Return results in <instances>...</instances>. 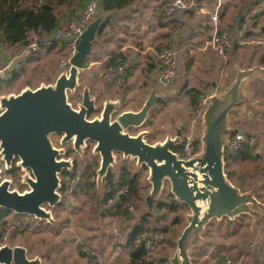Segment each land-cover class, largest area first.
<instances>
[{
	"label": "water",
	"instance_id": "1",
	"mask_svg": "<svg viewBox=\"0 0 264 264\" xmlns=\"http://www.w3.org/2000/svg\"><path fill=\"white\" fill-rule=\"evenodd\" d=\"M104 24V18L98 17L89 25L77 44L70 68L62 71L54 83L0 96L1 161L9 172L19 159L17 168L28 172L24 178L28 190L20 193L11 189L12 180H2L0 167V211L56 225L53 210L64 202L61 175L73 170L72 158L59 159L66 156V148L53 144V136L59 134L61 146L71 144L78 153L83 152L87 142L94 144V154L100 156L99 188L104 186L110 171L119 167L118 155H121L124 161L136 162L139 170L149 171L151 191L146 197L149 212L154 210L156 201H161L165 190H169L175 203L188 208L183 216L185 228L175 242V254L168 258L170 264H194L195 250L205 245L208 227L215 221L235 222L247 216L257 226L264 227V203L257 198L259 186L244 192L226 172V150L236 133L231 114L240 103H250L251 83L264 84V68L243 70L240 65H234V80L213 96L206 108L199 152L184 160L174 151L183 144L180 129L175 138L170 134L157 144L148 142L146 137L151 132L130 134L132 129H142L156 106L180 93V89L160 93L156 87L152 88L140 111H123L122 98L106 100L100 111L96 108L100 99H91L88 86L79 110L69 103V94L82 87L81 70ZM29 44L27 40L23 45ZM159 83L165 85V81ZM95 113L99 115L90 119ZM0 264H43V256L31 259L26 247L7 243L0 247Z\"/></svg>",
	"mask_w": 264,
	"mask_h": 264
},
{
	"label": "crops",
	"instance_id": "2",
	"mask_svg": "<svg viewBox=\"0 0 264 264\" xmlns=\"http://www.w3.org/2000/svg\"><path fill=\"white\" fill-rule=\"evenodd\" d=\"M169 1L170 0H138L122 11L109 15H105L104 13L101 14L105 16L103 18L104 22H107L106 27L102 35L97 36L93 52L84 69L81 70L82 86L90 87L91 92L95 96H100L101 100L104 102L108 100H104V95L107 92H109L112 97V94L116 95L112 100L122 98L124 106L128 105V101L132 100L131 103H129L130 107L123 111H140L149 97L150 90L154 87H156L160 93L181 90L177 95L162 100L151 112L149 120L139 132H150L148 129L150 128V126H148L150 124H148V122L152 116L160 112L168 101L181 99L183 97L185 106L180 110H191V112L188 111L187 113L191 120L189 122H191L190 130L192 133L197 130V128L193 125L194 112H192L193 108L191 107L190 99L187 95L190 90H197L204 95L220 87L219 89L221 91H219V93L223 92L234 80L235 64L240 65L243 70L253 69L257 66L264 68V64L261 62V58H264V46L237 45L235 48L228 51L225 59L222 58L224 63L231 66L230 76H225L224 74L219 76L218 70L220 66L218 63L221 62L223 65L222 59L211 51L203 50L204 45L211 38L214 31L213 25L211 24L210 13L215 10L216 0L203 3L202 6L205 8V12L176 14L171 18L166 12V6ZM246 6L245 1L222 0L219 29L221 31L230 32L236 41L246 40L250 32L263 33L260 36L264 38V16L259 17V19H257L258 17L252 19L249 15H245L248 10ZM66 20H62V22ZM31 35L35 36L34 34ZM183 44L189 47L180 59L176 83L173 86L161 85L156 80L158 79L157 76L161 68L158 61V54L164 48L175 45L181 46ZM6 54L9 53L7 52ZM119 55H123L126 59V63L123 64L125 66V72L121 82L114 83L103 79L102 73L109 67L111 60ZM199 63L204 66L203 69L198 68ZM201 73H203V75ZM6 80L8 79L1 78L0 82ZM54 80L55 79L49 81L48 84H51L50 82ZM209 87H212V89L207 91ZM250 88L253 92L250 103L242 102L235 106L231 114V122L236 131L246 132L245 134L251 138L252 143L261 142L262 147L256 150L254 155L258 156V162H262L264 161V121L260 123L258 120L259 114L256 113V110H264V84L260 82L251 83ZM134 94L138 95L139 98ZM257 98L261 100L259 109L254 105V101H256ZM241 109L245 111L243 114L239 112ZM186 124L181 128H176V133L174 135L169 133L166 137L150 144L164 142L170 134L175 138L179 129L182 132L181 139L184 142L186 136L191 134L184 135L186 132ZM238 124L240 125L238 126ZM148 137L149 136L146 137L147 140ZM199 147H201V144H199ZM235 160L231 164L227 161V166L236 164ZM132 164L135 165L131 167L128 165L119 166L117 169H112V171L119 176L121 169L127 167L134 173L141 174V171L137 168V163L134 162ZM143 169L146 170L145 168ZM227 170L228 168L226 167V172ZM146 173V184L143 185L145 188V206L140 212L135 208L136 215L132 216L133 218L131 220H127L123 217L113 215L114 212L109 211L112 202H109V204L104 207V215L96 218L94 221L95 224H92L90 221L87 225L85 220L82 229L79 231L75 229L78 238L74 235H68L67 238L62 240L61 245H59L60 247L56 245L51 246V264H132L131 235L133 234L134 228L142 215L147 213L154 214L156 211L154 207V210L149 212L146 204V197L151 191V185L148 181L149 171L146 170ZM141 180L143 183V177H141ZM238 187L241 188L240 186ZM105 189L106 188L103 187V194ZM260 190L261 187L258 192H260ZM243 191L245 192V190ZM168 192L169 190H165L159 202L163 201ZM81 193L85 194L80 187L75 193V203L71 206L68 204L70 207V215L76 213L78 208V196H80ZM65 200L66 203H68V197H66ZM159 202L156 201L155 206ZM72 208H76V210ZM186 213H188V211ZM243 217L250 220L249 231L256 232L264 229V227L254 224L251 218L247 216ZM222 222L215 221L208 227L207 235L204 237L205 245L201 248H197L194 256L199 250L217 251V249L213 250L212 248H207L208 242H210V240H208L209 230L215 223L220 224ZM68 223H71V219ZM106 223L110 224L112 230H106L110 227H105ZM184 224L186 225L185 221ZM86 226L88 228L83 229ZM256 237L258 238L259 236L257 235ZM233 243H235V240L231 241L230 245L228 243V247H231ZM240 246L242 250L244 249L245 251L249 250L252 252V255L258 253L261 249L260 241L255 243L249 241L241 243ZM231 249L232 253L236 251V249ZM169 250V255L166 256V261L164 262H162V258H159L161 256H158L155 252L154 255L156 254L157 256L154 258L153 264H170L168 258L175 254L176 244L175 249ZM208 253L210 254V252ZM241 260H238V262Z\"/></svg>",
	"mask_w": 264,
	"mask_h": 264
},
{
	"label": "trees",
	"instance_id": "3",
	"mask_svg": "<svg viewBox=\"0 0 264 264\" xmlns=\"http://www.w3.org/2000/svg\"><path fill=\"white\" fill-rule=\"evenodd\" d=\"M89 1L90 0H0V56L5 52L9 53L23 46L25 41L31 40V34L35 35V40H31L32 42L42 43L45 40L50 39L60 26H62L64 23L66 24L78 18L82 14L85 6ZM98 1L100 3V9L102 13H104L105 15H109L115 12L122 11L123 9L138 0ZM242 1L246 2V7L248 9L245 15H249L252 19L255 17H258L257 19H259V17L264 16V11H262L257 16L251 15V13L256 8H258L264 3V0ZM64 11H66V13ZM64 15L67 16L65 18H67L68 21L66 20L65 22H62V20H64ZM106 24L107 22L101 28L99 36L102 35ZM255 34H258L260 36L263 33L260 34L259 32H250L247 36H252ZM44 50H47L48 53H51L54 50H59L63 52L67 51L66 57L69 58L70 56V50L67 47L62 45H52L48 47H42L40 52L30 57L29 60L34 58L36 55H38ZM261 60L262 64H264L263 57L261 58ZM124 63H126V59L123 57V55H119L111 60V62L109 63V67L123 65ZM19 74V72L15 71L12 75V78L6 81H1L0 86L10 88L11 85H13L14 81L20 77ZM187 95L190 99L193 111H196L197 102L203 94L197 90H190ZM239 125L240 124H238V126ZM261 147V142H251L250 145H248L241 151V153L236 158L235 163L241 161H252L254 163H259L258 156L254 155V152L260 149ZM174 151L182 155L183 145L178 147ZM229 167L230 165L227 166V168ZM98 168L99 165L94 164L93 169L89 171V175L86 178V182H84V184L81 186L83 192H88L96 188V184L92 181V178L96 175ZM227 174L229 176V179L237 185L238 183L235 181V179H233L234 174L230 172H227ZM143 185L144 184L141 180V174L134 173L127 167L121 169L119 176L110 172L105 180L106 189L103 194L101 204L105 207V205L109 204V202L118 201L121 196V192L126 189L128 193L123 198L122 205L118 207L117 210H114L113 207H111L109 211L114 212L113 215L123 217L127 220H131L133 217L132 214L128 211L129 206H134L136 209L139 210V212L145 206V188ZM258 198L264 202V186H261V192L258 193ZM72 209L76 210V208ZM155 210L156 211L154 214L147 213L142 215V217L137 222L136 227L134 228L133 234L131 235L132 264H140V262L146 255V252L143 247H135V242L140 235L145 232H147L148 234L153 232H161L165 234L166 241L156 252L158 256H161L159 258H162V262H164L166 261V256L169 255V249H175V241L180 236V230L182 228L184 229V221L182 219V214L183 212H186V206H181L175 203L173 197L170 195L169 192L165 195V198L162 202L156 204ZM3 213H6V215L9 214L8 211H4ZM104 213L105 212H102L103 215ZM5 216L0 215V228L6 227L8 223V220L3 219V217ZM244 219L248 218L242 217L235 223H231L228 220H225L224 222L218 224L221 226L226 223L228 231L232 228V231H227V235H222V238L225 237L226 240L236 239L235 243H233L231 247H228L227 243L225 244L222 242L218 244L217 242L210 239L207 248H212L213 250L217 249V251L211 253L209 261L200 262L201 258L203 259L207 254L204 252L205 250H199L194 256V264H207L211 261H215V264H222L226 259H232L234 262L237 263L238 260H241L245 257L252 258V264H264V236H259L257 238V233L255 232H248L247 236H241L239 234V230H233V228H238L240 226L243 227L242 221ZM30 227L31 224H27L26 230H28ZM177 227H179L180 230H173V228ZM246 227L247 231H249V219ZM209 237L213 238L211 230H209ZM249 241H253L254 243L260 241L261 249L258 253H254L252 255V252H250L249 250L245 251L244 249H241V243ZM231 248H233L234 250L236 249V251L232 253ZM154 256L152 257L151 264H153L154 262ZM48 260L52 262L51 252L49 253Z\"/></svg>",
	"mask_w": 264,
	"mask_h": 264
},
{
	"label": "rangeland",
	"instance_id": "4",
	"mask_svg": "<svg viewBox=\"0 0 264 264\" xmlns=\"http://www.w3.org/2000/svg\"><path fill=\"white\" fill-rule=\"evenodd\" d=\"M64 12L66 13V11ZM65 17L67 16L66 15L63 16L64 20L67 19ZM31 40H35V36H32ZM14 52L15 50L9 52V55ZM66 54H67V51L63 52L59 50H54L53 52L48 53L47 50H44L38 55H36L34 58L30 60L28 59L25 62V64L21 67L22 69L19 68L16 71L20 73L19 74L20 77L14 81L13 85H11L10 88L0 86V95L20 94L21 91L26 87H31L32 89H36L39 86H41L42 83L48 84L49 81H52L53 79H55L53 81L55 82L57 77L63 71L60 68V64L63 61L68 60V57H66ZM222 61H223V65L221 64V62L218 63V65L220 66L218 70V75L221 76L222 74H224L225 76H230L231 66H228V64L224 63L223 59ZM198 66H199L198 67L199 69L204 68V66L201 63H199ZM201 74L203 75V73ZM156 80L157 82H159V79H156ZM53 82H50V83H53ZM211 89L212 87L211 88L209 87L207 88V91ZM83 92H84V88L81 87L75 94L71 93L69 95L71 102L75 107H77V105L80 103ZM112 95L113 97L110 96L109 92H107L104 95V100L113 99L114 97H116L115 94H112ZM136 96L137 98H139L138 95ZM131 101L132 100L128 101V105H125L122 108V110H125L126 108L130 107L129 103H131ZM183 101H184L183 97L181 99L168 101L166 105L162 107V110L160 112H157L156 114L152 116L150 125H148L150 126V128L148 129L151 132V135L148 137L149 143H153L159 139H162L166 137L169 133L174 135L176 133V128H181L186 123H187L186 130H185L186 132L184 133V135H188L189 133H191V130H190L191 122H189L191 120H190V117H188V113H187L188 111L191 112V110H180L182 107L185 106ZM103 102H104L103 100H100L99 105H98L99 108H102ZM260 103H261V100L259 98H257L256 101H254V105L257 107V109H259ZM192 112H195V111L192 110ZM239 112L243 114L245 111L241 109L239 110ZM256 113L259 114L258 120L260 121V123L263 122L264 121V110H256ZM98 115L99 114L93 115L90 119H94ZM201 125L202 123L199 121L197 130H195V135H198L199 137H202ZM140 130L141 129H137V130L132 129L130 131V134L137 135ZM93 149H94V144L91 142H87V147L84 148L83 152L79 154L75 152L73 147L72 149L71 147L69 148L70 156L73 158L74 161L77 159L76 165H77V168H79V171L83 172L84 170H86L88 166L91 167L94 164H97V163L100 164V156L95 155ZM130 162L131 161H124L123 157L121 155H118L119 166L128 165L131 167L135 165V164H132L134 162H131V163ZM0 167L2 168V170H4V163L1 161V156H0ZM140 171H141V177H143V184L145 185L146 178H147L146 170L142 168L140 169ZM263 171H264V162L254 163L252 161L251 162L250 161L238 162L236 164L231 165L227 170V172L234 174L233 179H235V181L238 183L237 185L240 186L245 191H249L258 185L260 187L264 186ZM27 173H28L27 171H23L22 169H20L16 171V174L9 175L8 171L4 170L2 174V180H12L11 189L18 190L21 193H23L28 190V186L24 184V178L26 177ZM103 191H104L103 187L99 188L97 185L96 188L88 192L85 191V194L81 193L80 196H78V204H77L78 208L74 215H70V211H69L70 207L68 203H66V200L64 198L63 204L53 210L55 219L57 220L56 225H48L46 222L41 223V222L35 221L34 219H27L26 217H20L19 220H22V218H24L23 220H25L26 224H31V227L28 230H25L24 232H20L16 229L9 233L7 232L6 227H1L0 233L2 235V242H0V247H1V244H4V243L5 244L10 243L13 246L21 245L28 249L29 258L34 259L38 255H42L43 264H51V262L48 260L49 253L51 252V246L56 245L60 247L59 245H61L62 240L67 238L68 235H74L78 238V234H76V232L82 229L83 222L85 220H86L87 225L90 223V221L92 224H95L94 222L95 219L103 215L102 212L104 210V206L101 204L102 197H103ZM187 211H188V208L186 207V212ZM186 212H183L182 219ZM13 217L14 215L11 214L6 219L8 220V223H12ZM68 219L69 220L71 219L70 224L68 223L69 221ZM68 224L69 226L67 227ZM242 224H243L242 225L243 227L240 226L238 228H233V230H239L240 231L239 234L241 236H247L248 232H251V231H247V227H246V225L248 224V219H244L242 221ZM109 226L110 224L106 223L105 227H109ZM184 227H185V224H184ZM87 228L88 227L86 226L83 229H87ZM106 230H112L111 226ZM173 230H180V228L179 227L173 228ZM182 230L183 228L180 230V235L182 233ZM210 230H211L213 238L208 237V240L211 239L217 242L218 244L222 242L225 244L229 243V245H230V242L233 241L232 239L226 240L225 237L222 238V235L224 236L227 235L226 233L228 230H227L226 223H224V225H221V226L215 223L212 227H210ZM231 231H232V228L228 232H231ZM255 233H258L257 234L258 236L263 237L264 229L259 230ZM208 252H210V254L213 253V251H209V250L205 251L207 255L203 259L201 258L200 262L210 260V254ZM251 260L252 258L245 257L241 261L237 263L235 262V264H252ZM207 264H215V261H211Z\"/></svg>",
	"mask_w": 264,
	"mask_h": 264
},
{
	"label": "built area",
	"instance_id": "5",
	"mask_svg": "<svg viewBox=\"0 0 264 264\" xmlns=\"http://www.w3.org/2000/svg\"><path fill=\"white\" fill-rule=\"evenodd\" d=\"M211 2L210 0H170L166 6L167 15L171 18L176 14H186L188 12H205L203 3ZM222 7V0H216L215 10L210 13L211 24L213 25V35L206 42L203 47L204 51H211L218 55L219 57L225 59L228 51L235 48L237 45L240 46H264V38L258 34L249 36L246 40L236 41L230 32L221 31L219 29L220 23V12ZM262 11H264V3L256 8L251 15L257 16ZM101 9L98 0H90L85 6L82 14L73 21L60 26L54 33V35L45 40L42 43L31 42L28 46H21L12 54H1L0 56V79H10L13 73L21 68L25 62L33 55L40 52L42 47H48L52 45H62L70 50V56L67 61H63L60 64L61 70H67L70 68V60L77 53V44L80 41L83 34L88 29L89 25L98 17H105ZM188 45L181 46H170L164 48L158 54V61L160 63V71L158 74L159 81H165L166 86H173L177 79L179 73V62L184 52L188 49ZM125 72L124 65H116L108 67L103 73L102 78L114 83H120ZM220 87L204 94L197 102V108L194 112L193 125L198 127L199 121L202 123L206 108L209 104L210 99L221 91ZM200 139L198 135H195L193 131L190 135L186 136L183 142V151L180 155L181 159L189 160L200 150L199 144ZM252 142L251 138L241 132L236 131L234 136L230 141V145L226 150V162L233 163L238 157L241 151L250 145ZM80 177L75 175H69L63 180L64 186V197H68V204L71 206L75 203V191L79 185ZM127 190L124 189L121 192V196L118 201L112 202L111 207L117 210L123 203V198L127 195ZM128 211L132 213V216L136 215V210L134 206H129ZM29 221V220H28ZM26 222L23 221H12V223H7V232H12L13 230H18L24 232L26 230ZM6 238V237H5ZM166 236L161 232H153L148 234L147 232L140 235L136 242L135 247H143L146 255L140 264H151L152 257L155 252L161 248L165 243ZM0 242H2V235L0 233ZM1 244V246H4ZM222 264H235L232 259H226Z\"/></svg>",
	"mask_w": 264,
	"mask_h": 264
},
{
	"label": "flooded vegetation",
	"instance_id": "6",
	"mask_svg": "<svg viewBox=\"0 0 264 264\" xmlns=\"http://www.w3.org/2000/svg\"><path fill=\"white\" fill-rule=\"evenodd\" d=\"M80 83H81V85L83 84L82 82H81V80H80ZM84 89H85V87L84 86H82ZM81 88V87H80ZM79 88V89H80ZM78 89V90H79ZM77 90V91H78ZM76 91V92H77ZM83 94H84V92H83ZM70 95V94H69ZM99 98L100 100H101V98H100V96H95L93 93H92V95H91V99L92 98ZM100 100H99V102H100ZM82 101H83V95H82V99H81V101H80V103L79 104H81L82 103ZM99 102H97V104H96V108L98 109V110H102V108H99ZM69 103L72 105V107L75 109V110H79V108H78V105H77V107H75L73 104H72V102H71V99H70V96H69ZM99 113V112H98ZM98 113H95V114H93V115H97ZM92 115V116H93ZM91 116V117H92ZM150 121H151V119H150ZM150 121L148 122V124H150ZM141 131V130H140ZM61 139H62V135H59V134H56L55 136H53V138H52V141H53V144L57 147V148H66V150H67V154H66V156L65 157H60L59 159H64V160H70L72 157L70 156V152H69V148L71 147V149H72V146H71V144H68V145H65V146H61ZM182 146V145H181ZM76 153H78L77 151H75ZM79 154V153H78ZM76 161H77V159L74 161L73 160V158H72V166H73V170H72V172H68V171H64V173L61 175V180H62V191H61V193H62V195H63V197H64V186H63V180L67 177V176H69V175H75V174H77L79 177H80V182H79V185L77 186V188H76V191H75V193L80 189V187L84 184V182H86V178H87V176L89 175V172L88 171H90L91 169H93V166H91V167H87L86 168V170H84L83 172H81V171H79V168H77V165H76ZM19 162V159H16L15 160V162H14V164L12 165V168L9 170V172H8V174L9 175H13V174H16V171L17 170H20V169H18L17 168V163ZM99 166H100V164L99 163H97ZM99 169V168H98ZM4 170H6V164H4ZM3 170V171H4ZM110 172H112V173H114L112 170L110 171ZM114 174H116V173H114ZM117 175V174H116ZM118 176V175H117ZM106 180V179H105ZM92 181L95 183V184H97V172H96V175L92 178ZM104 186H105V181H104ZM103 186V187H104ZM96 187H97V185H96ZM11 188H12V186H11ZM20 192V191H19ZM21 193V192H20ZM65 198V197H64ZM66 199V198H65ZM4 212V210H2V211H0V215H2V216H5L6 215V213H3ZM11 214H13L14 215V217H13V220L12 221H14L15 219V221H19V218L21 217V216H18V215H16V214H14V213H12V212H9V214H7L5 217H3V219H7ZM22 217H26V216H22ZM27 219H31V218H28V217H26ZM20 221H23V219L22 220H20ZM25 221V220H24ZM37 222H39V221H37Z\"/></svg>",
	"mask_w": 264,
	"mask_h": 264
}]
</instances>
